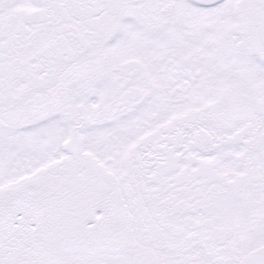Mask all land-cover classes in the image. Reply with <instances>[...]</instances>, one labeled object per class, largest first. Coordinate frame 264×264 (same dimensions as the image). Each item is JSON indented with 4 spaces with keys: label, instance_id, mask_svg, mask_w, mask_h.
<instances>
[{
    "label": "snow or ice",
    "instance_id": "snow-or-ice-1",
    "mask_svg": "<svg viewBox=\"0 0 264 264\" xmlns=\"http://www.w3.org/2000/svg\"><path fill=\"white\" fill-rule=\"evenodd\" d=\"M0 264H264V0H0Z\"/></svg>",
    "mask_w": 264,
    "mask_h": 264
}]
</instances>
